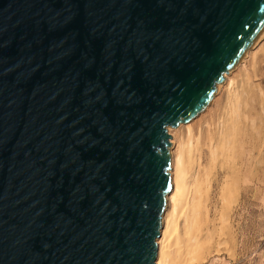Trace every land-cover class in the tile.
<instances>
[{
	"label": "water",
	"instance_id": "water-1",
	"mask_svg": "<svg viewBox=\"0 0 264 264\" xmlns=\"http://www.w3.org/2000/svg\"><path fill=\"white\" fill-rule=\"evenodd\" d=\"M264 31V0H0V264H155L171 134Z\"/></svg>",
	"mask_w": 264,
	"mask_h": 264
},
{
	"label": "bare ground",
	"instance_id": "bare-ground-1",
	"mask_svg": "<svg viewBox=\"0 0 264 264\" xmlns=\"http://www.w3.org/2000/svg\"><path fill=\"white\" fill-rule=\"evenodd\" d=\"M263 37L264 31L255 43ZM225 75L227 99L212 121L197 127L199 112L167 128L172 186L161 214L155 264H196L216 254H236L229 225L244 191L257 188L259 120L249 82Z\"/></svg>",
	"mask_w": 264,
	"mask_h": 264
},
{
	"label": "rangeland",
	"instance_id": "rangeland-1",
	"mask_svg": "<svg viewBox=\"0 0 264 264\" xmlns=\"http://www.w3.org/2000/svg\"><path fill=\"white\" fill-rule=\"evenodd\" d=\"M242 58L244 59L242 65H235L225 74L239 83L249 82L251 94L256 101L260 141L257 155L260 170L255 181L257 188L244 191L230 221L229 228L233 234L235 256H229L226 253L216 254L208 261L196 264H264V37L257 44L254 43V47ZM226 80L225 75L223 81L219 83L222 85L221 90L216 89L210 103L194 118L197 127L212 121L220 110L218 109L220 104L225 103L227 99Z\"/></svg>",
	"mask_w": 264,
	"mask_h": 264
}]
</instances>
